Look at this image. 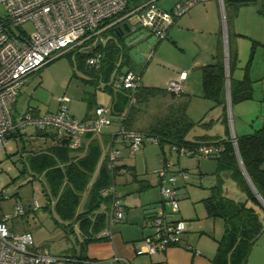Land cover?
<instances>
[{
    "label": "crops",
    "instance_id": "1",
    "mask_svg": "<svg viewBox=\"0 0 264 264\" xmlns=\"http://www.w3.org/2000/svg\"><path fill=\"white\" fill-rule=\"evenodd\" d=\"M147 1L130 0L127 6L129 10L136 8L143 10ZM178 1L180 0H156L158 5L168 11H172ZM117 19L104 31L102 43L90 41L82 47L81 51L93 50L98 44L104 45L108 40L118 44V37H122L124 40L131 32L142 28L139 24H132L127 19L119 21ZM126 29L130 31L127 32ZM129 49L130 47H128V51ZM148 50L143 63H137L130 58L128 64L122 63L120 68L121 57H118L116 65L119 67V73L128 69L135 70L141 74L142 86H146L149 84L143 81L144 71L158 68L163 72L158 82L162 83L163 89H165V84L169 80L176 79L181 72H184V91L179 96H173L171 102L164 104V110L168 112L179 103L186 104L185 113L194 122L185 136L186 140L197 142L200 141V137H204L208 138L209 142L242 136L264 127V0H246L245 2L240 0H206L196 3L182 15L175 16L167 36L164 39L156 40ZM149 52H153V56L149 57ZM218 53H221L224 66V84L216 94L220 96L222 92L224 99L220 103L204 94L202 83V67L216 61ZM256 58L261 61L257 60L254 64ZM151 59L154 60L150 63ZM133 65H138L139 68H132ZM111 77H113V73H111L110 79ZM260 81L261 87L257 86L258 88L255 90L254 83ZM230 85L236 98L234 102H231L230 99ZM20 90L13 104L16 111H19L17 101L21 97H19ZM254 91L258 94L257 100L260 102L258 103L260 106L256 110L253 107L252 113L247 116L246 110L249 106L251 107L249 100H253L256 96ZM108 95L95 107L105 105L110 107L112 112L113 99L111 94ZM194 99H199L198 102L202 103L200 113L203 115L198 120L191 118L187 113L191 103H194ZM94 108L88 110V107V111L83 114V117H77L75 112H70L69 109L68 112L74 117L84 120L93 115ZM165 112L163 115L166 114ZM224 112L227 114L228 126L224 120ZM231 112L236 133H233ZM125 113V110L119 113L112 112L109 126L100 134L92 135L100 142L101 158L107 154L110 147L118 149L119 158L116 163L125 166L128 170L125 174L116 177V193L121 198L123 217L110 225V236L92 240L85 246L81 244L82 237L76 226L74 232H66L74 237L72 252L65 254V256L72 257L66 261L74 264H158L160 262L166 264H214L213 258L217 252L218 240L224 231V222L219 217L208 216L204 200L210 195L211 189L217 185L221 186L224 195L236 201H246L247 205L256 209L261 218H264V204L258 199V203L252 202L253 200L231 177L230 171L217 167L214 156L187 155L197 160L196 166L189 172L180 166H175L176 169L171 170V167L168 169L169 172L186 170L188 173L186 180L177 176L175 184L176 192L182 193L178 199L179 211L172 217L187 220V229L181 237L180 245L169 246L165 250L151 255L137 254L136 249L140 246L142 239L151 233L150 220L156 207L161 204V193L158 176L156 180H153L150 175L145 174L146 171L143 174H138L136 159L125 157L119 149L122 146L128 147L127 142L118 135V129L122 125ZM235 114L240 122L238 126L235 124ZM158 116L150 118L146 116L145 112L138 110L132 129L144 131ZM45 133L52 134L53 132L45 131ZM44 139L47 143L43 149L52 144L50 136H44ZM86 142L87 138L84 137L82 144L86 145ZM152 143L160 146L159 155L154 157L158 164L156 168L164 166L165 160L170 161L172 153L180 155L169 143ZM203 143L208 144L198 143L199 145L195 148ZM145 144L146 142L143 146ZM79 148L74 150L79 152ZM77 152L76 154H82ZM148 159L147 156L143 157V163L146 164ZM176 160L178 162L176 164H180V158H176ZM173 164L176 165L175 162ZM40 176L42 177V186L40 185L39 189L43 190L41 191L45 196L47 189L45 190L43 176ZM226 181H230L231 187L226 186L228 183H225ZM45 198L47 201L45 205L48 204L51 207L54 199H48L47 196ZM185 198L187 199L185 200ZM106 231H108V227L102 230L101 234H106ZM195 250H198L199 253L196 254ZM66 261L62 264H65ZM246 264H264V231L260 233L252 246Z\"/></svg>",
    "mask_w": 264,
    "mask_h": 264
},
{
    "label": "built area",
    "instance_id": "2",
    "mask_svg": "<svg viewBox=\"0 0 264 264\" xmlns=\"http://www.w3.org/2000/svg\"><path fill=\"white\" fill-rule=\"evenodd\" d=\"M206 0H180L172 11L163 9L156 0H148L143 10L126 8L127 0H0V148L9 140L12 133L27 134L28 127L40 131H52L58 138L68 140L71 149L81 146L86 134H100L112 120L110 107L98 105L88 119H78L68 112L66 102L69 97H57V109L39 114L33 107H28L19 114H12L13 104L26 77L38 70L56 52L67 48L85 46L88 40L103 42L106 29L117 20L127 19L132 24H139L154 35L164 39L174 22L175 16L185 13L191 6ZM30 22L31 30L23 25ZM15 28L19 31L16 32ZM149 50L146 51V53ZM153 52H149L151 57ZM102 53L98 50L88 56L85 65L89 69L99 70ZM185 73L165 84L166 92L179 96L184 91ZM107 85L116 89L136 91L141 85L139 72L132 69L120 72L118 67ZM134 104V95L129 100ZM118 135L127 142L131 153L138 152L145 142H158L156 136H149L138 130L127 129L121 125ZM234 145V138L231 137ZM172 148L179 154L202 157L215 156L223 146L221 144H202L197 148ZM107 166L113 176V183L102 193L110 195V225L123 217L121 198L116 193V177L125 174V166H119V150L113 147L107 151ZM172 162L165 160L164 166L157 170L160 183L161 204L156 207L150 220L151 233L145 236L137 254H155L169 246L180 245L181 237L187 229V220L173 218L179 211L175 188L177 176L188 179L185 170L169 172ZM36 180L42 186V177ZM42 190V189H41ZM43 191V190H42ZM4 188L0 185V201L6 199ZM34 207H39L38 200H33ZM22 204L14 206L13 213L3 212L0 216V264H62L70 257L51 254L45 247H35L29 231L15 233L8 229L6 221L23 215ZM106 235L110 236V230ZM189 249H191L188 246ZM198 254L199 251L195 250ZM158 264H166L160 262Z\"/></svg>",
    "mask_w": 264,
    "mask_h": 264
},
{
    "label": "trees",
    "instance_id": "3",
    "mask_svg": "<svg viewBox=\"0 0 264 264\" xmlns=\"http://www.w3.org/2000/svg\"><path fill=\"white\" fill-rule=\"evenodd\" d=\"M129 1L127 0V4ZM127 4L126 8H128ZM90 41L83 45H87ZM117 41L118 44L108 40L104 45L98 44L93 50L80 52V66L85 71L93 73V79L89 80L90 82L100 83L112 95L113 113L126 111L122 125L132 129L136 119L135 114L141 109L140 106L155 96L159 87L142 86L141 82L136 91L130 92L127 89L114 90L107 85L111 73L118 67L116 65L118 57H121L120 68L122 63L128 64L131 58L122 37H118ZM98 50L102 53L99 70L87 68L86 58ZM216 57V61L202 67V83L204 94L220 103L224 99L222 92L220 96L216 94L224 84V66L221 53H218ZM230 92L231 102H234L236 98L231 85ZM132 95L136 98V102L129 104ZM185 106V103L177 104L169 113L156 118L142 132L149 136H156L160 144L169 143L178 148H195L202 142L221 144L223 148L214 156L217 167L229 170L231 177L253 200L252 202L258 203L238 164L234 146L229 137L209 142L208 138L204 137H200L201 142L186 140L185 136L194 122L186 115ZM224 120L228 126L225 112ZM227 132L229 134V131ZM15 133L22 135V133ZM36 134L48 135L52 140L50 146L30 152L26 158L29 170L34 175L43 176L45 190L47 189L45 197L54 199L51 207L46 204L44 208L53 214L54 222L66 232H74L76 226L78 233L81 234L83 246L92 240L107 237L108 235H102L101 231L109 228L110 195L103 194L102 191L113 183V176L107 166V155L101 158L100 142L92 136L93 134L88 133L84 136L87 138L86 145L82 144L77 152L68 146L67 139L58 138L53 133L47 134L40 130H37ZM235 139L244 170L259 196L264 199V127L249 134L236 136ZM76 152L82 154H76ZM204 201L208 216L219 217L224 222V231L218 240L213 263L246 264L252 246L260 233L264 231V218L259 216L254 207L247 205L246 201H236L224 195L219 185L211 189L210 195ZM67 257L72 256L67 255Z\"/></svg>",
    "mask_w": 264,
    "mask_h": 264
},
{
    "label": "rangeland",
    "instance_id": "4",
    "mask_svg": "<svg viewBox=\"0 0 264 264\" xmlns=\"http://www.w3.org/2000/svg\"><path fill=\"white\" fill-rule=\"evenodd\" d=\"M23 27L26 30H31L32 24L28 22ZM15 31L18 32L19 29L15 28ZM81 49L82 46L56 51L38 70L28 74L25 84L20 90L19 97H21L17 101V109L19 111H16L13 106L12 114H19L28 107H33L41 114L53 112L58 106L57 97L66 95L69 97V102L66 105L70 112L74 111L77 117H83L86 111L93 109L96 104L109 96L108 91L100 83L96 84L89 81L93 79V73L81 68L79 56L80 52H83ZM153 60L151 59L150 63ZM257 60L259 62L261 61V59L256 58L254 64ZM128 67L131 66L128 65ZM132 68L138 69L139 66L133 65ZM145 71L143 73V75L145 74L143 81L149 84L146 86L160 88L155 93V96L149 98L147 102H144L140 106V110L145 112L146 116L150 118L158 115L160 117L165 112L164 104L171 102L173 96L163 89L162 83L158 82L163 72L159 71L158 68ZM254 85H256V90L258 87H261V81L254 83ZM254 95H256L255 98L249 100L251 107L249 106L246 110L247 116L252 113L251 109L253 107L256 110L260 106L256 91H254ZM194 100V103H191L188 109L189 112L187 113L191 118L198 120L203 115L200 113L202 111V103L198 102L199 99ZM233 107L235 108L234 105ZM165 113H169V111ZM230 115L231 123L233 124L232 112ZM234 117L235 124L238 126L240 122L237 119V115L235 114ZM108 126L106 125L103 130ZM232 128L233 133H236L234 124ZM194 130L196 131L197 129ZM36 131L35 128L28 127L27 134L18 135L14 133L10 135L9 140L0 148V185L4 188L7 195L6 199L0 201V216L3 212L12 214L14 206L16 204H22L25 209L24 214L7 220L6 225L8 229L15 233L29 231L33 236V245L35 247H45L52 254H70L73 249L74 237L59 227L54 222L53 214L44 208L47 201L41 189H39L40 183L36 180L38 175H34L26 163V158L30 152L43 149L47 143L44 135H38ZM119 149L125 157L136 159L138 174H143L146 171L145 174L150 175L153 180H156L157 170L161 168H156L158 164L157 159L154 158L159 155V145L148 141L141 151L136 153H131L129 147L125 148L122 146ZM145 156L149 158L146 164L143 163V157ZM176 158H180V164H176ZM170 159L172 163L175 162L176 164L171 165V170L176 169L175 166H180L184 167L188 172L196 166L197 162L193 157L182 154L176 155V153H172ZM225 183H227L226 186L231 185L230 181H226ZM181 193L177 191L178 199ZM34 199L38 200L39 207L37 208L33 205ZM65 264L74 263L66 261Z\"/></svg>",
    "mask_w": 264,
    "mask_h": 264
},
{
    "label": "water",
    "instance_id": "5",
    "mask_svg": "<svg viewBox=\"0 0 264 264\" xmlns=\"http://www.w3.org/2000/svg\"><path fill=\"white\" fill-rule=\"evenodd\" d=\"M127 32H129V29H126ZM156 37L154 35H149V32L145 30L144 28H140L138 30H135L131 32L129 35H127L124 39L125 44L130 47L129 49V55L132 59H134L137 63H143L146 57V51L148 48L156 41ZM234 138V150L237 156L238 164L242 170V173L250 186L252 192L256 196V198L264 204V200L259 196L258 192L255 190L254 186L252 185L250 179L248 178L244 167L242 165V162L239 158L238 152H237V146H236V139Z\"/></svg>",
    "mask_w": 264,
    "mask_h": 264
}]
</instances>
